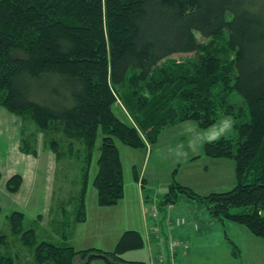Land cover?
Returning a JSON list of instances; mask_svg holds the SVG:
<instances>
[{
	"label": "trees",
	"instance_id": "1",
	"mask_svg": "<svg viewBox=\"0 0 264 264\" xmlns=\"http://www.w3.org/2000/svg\"><path fill=\"white\" fill-rule=\"evenodd\" d=\"M118 103L131 124L116 115ZM0 107L24 123L22 152L37 155L43 134L57 162L75 163L81 174L76 208L63 210V245L40 241L39 220L14 211L9 233L0 234V264H147L124 258L146 246L137 231H126L112 251L69 244L88 220L98 137L92 186L98 206L108 208L125 191L116 140L146 148L171 126L193 121L207 129L224 117L236 120L237 136L206 143L204 155L234 163L235 188L200 196L177 183L155 202L158 219L181 194L205 204L217 222L264 241V16L250 0H0ZM28 122L35 132L27 134ZM22 183L15 175L7 189L15 194ZM181 227L202 231L197 221ZM226 240L241 258L239 246ZM183 247H175V258Z\"/></svg>",
	"mask_w": 264,
	"mask_h": 264
},
{
	"label": "rangeland",
	"instance_id": "2",
	"mask_svg": "<svg viewBox=\"0 0 264 264\" xmlns=\"http://www.w3.org/2000/svg\"><path fill=\"white\" fill-rule=\"evenodd\" d=\"M250 1L254 10L264 16V0ZM199 38L203 41L201 37ZM192 56L177 55L174 58L182 61ZM234 98L240 106L244 105L241 96L234 94ZM114 110L120 120L132 123L121 104L118 103ZM224 119L225 117L207 129L201 128L197 122L193 121L171 126L160 135L155 145L146 148H131L116 140L123 167L125 191L124 198L116 206L108 208L98 206L96 189L92 186L98 171L96 161L100 155L99 147L103 138L102 135L99 136L94 163L90 168V185L86 198L88 220L85 224L77 225L74 231L73 228L76 224L72 225L71 231L74 233L72 237L74 241L73 239L70 240L69 244L76 250L82 249L80 247L83 246L85 249L103 248L112 251L126 231L141 230L142 237H145L143 225L146 213L177 183L200 196L225 193L234 189L236 186L234 163L229 160H213L204 155V145L206 144L204 142L214 139L221 132L227 130V122ZM232 120L234 121L232 131L221 139H232L237 136L236 120L233 118ZM25 127L28 130L27 134L33 133L37 129L36 125L30 122L25 123ZM37 140L39 141L38 145L40 143V147H43L44 135H38ZM0 147L4 149L2 138H0ZM57 163V170L53 176L55 182L54 200L51 205V219L54 220L55 226L51 225L49 231L44 230L40 232L39 236L40 241H53L58 245H63L61 236L68 231L65 227L61 228L63 210H67L71 214L76 208L73 197H79L76 190L79 189L81 183V174L79 165L75 163ZM45 170L46 168L42 165L39 172L40 176ZM71 189L75 190L73 194L70 193ZM144 195L148 196V202L143 201ZM176 201L175 209L171 212L172 218L178 217L177 214L180 213L182 216L188 217L189 220L197 221L201 228L206 229L205 237L202 239V237L196 236V241H194V256L197 264H264V241L253 237L244 227L229 222H217L208 214L203 203L191 200L181 194L178 195ZM199 211L201 213L200 218L191 215V213L195 214ZM12 212L4 204L3 213L0 216V234L9 233L7 218ZM26 214L29 219V214ZM167 224L168 221L167 223L164 222L163 225L166 227V234H169L172 227H168ZM152 227L153 224L149 222V229ZM226 234L242 250L241 258L238 257L237 259L233 255V249L226 240ZM163 238L160 242L163 241ZM151 240L153 249L158 241L154 236ZM157 252L154 251V255ZM151 257L152 253L147 246L124 256L127 260L147 264L150 263ZM92 264L104 263L96 261Z\"/></svg>",
	"mask_w": 264,
	"mask_h": 264
},
{
	"label": "crops",
	"instance_id": "3",
	"mask_svg": "<svg viewBox=\"0 0 264 264\" xmlns=\"http://www.w3.org/2000/svg\"><path fill=\"white\" fill-rule=\"evenodd\" d=\"M23 130L24 123L22 120L0 107V138H2L4 146V149L0 147V199H2L0 200V206L4 208V204H6L13 212L23 211L28 213L29 217L35 220V222L39 220V232L44 230L49 231L52 215L51 205L54 200L55 182L53 176L57 170V159L52 151L46 149L44 146L40 147V143L37 146V155H29L22 152L20 149V140L23 136ZM42 165H44L46 170L40 176L39 172ZM15 175L22 176L23 183L20 190L13 194L8 191L7 182ZM14 205L19 208L17 209ZM177 215L182 216L180 213ZM196 217H201L200 211ZM143 229L145 231V237L149 236V234L151 236V228L149 229L146 226V222H144ZM137 232L140 233L141 230ZM206 233L205 228H202V231L198 233L194 232L191 227L176 230L174 235L177 238H181V240H186L192 244L191 250L187 254H179L177 264H197L196 257L194 256V241H196V236L202 237L203 239ZM80 248L82 249L77 250L85 249L83 246Z\"/></svg>",
	"mask_w": 264,
	"mask_h": 264
},
{
	"label": "built area",
	"instance_id": "4",
	"mask_svg": "<svg viewBox=\"0 0 264 264\" xmlns=\"http://www.w3.org/2000/svg\"><path fill=\"white\" fill-rule=\"evenodd\" d=\"M151 213H152V217L153 218H157L158 217L157 212H156L155 209H153ZM185 223H186L185 220L178 219L176 221L175 226L179 227L181 225H184ZM158 232H159V230L156 229V233H158ZM169 245H170L171 250H173L175 247L181 246L182 243L180 241H178V240L171 239L169 241ZM185 248H187V246H185ZM156 262H157V264H167L166 259H165V257L163 255H159L157 257V259H156Z\"/></svg>",
	"mask_w": 264,
	"mask_h": 264
},
{
	"label": "clouds",
	"instance_id": "5",
	"mask_svg": "<svg viewBox=\"0 0 264 264\" xmlns=\"http://www.w3.org/2000/svg\"><path fill=\"white\" fill-rule=\"evenodd\" d=\"M227 123H226V131L225 132H221L218 136H216L214 139L212 140H208V141H205L204 143H213L214 141H219L221 139V137L223 136H226L227 134H229L232 129H233V124H234V121L232 120L231 117H227L224 119ZM203 144V143H202Z\"/></svg>",
	"mask_w": 264,
	"mask_h": 264
}]
</instances>
